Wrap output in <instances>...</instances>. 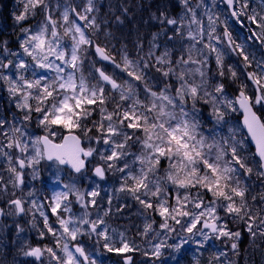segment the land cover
<instances>
[{
	"label": "snow or ice",
	"instance_id": "snow-or-ice-1",
	"mask_svg": "<svg viewBox=\"0 0 264 264\" xmlns=\"http://www.w3.org/2000/svg\"><path fill=\"white\" fill-rule=\"evenodd\" d=\"M9 15L0 264H264V0Z\"/></svg>",
	"mask_w": 264,
	"mask_h": 264
},
{
	"label": "trees",
	"instance_id": "trees-1",
	"mask_svg": "<svg viewBox=\"0 0 264 264\" xmlns=\"http://www.w3.org/2000/svg\"><path fill=\"white\" fill-rule=\"evenodd\" d=\"M3 6H4V13L5 16L0 20L2 27L4 26L5 30H8L11 25L10 20V13L15 11L17 6V0H2ZM6 103V100L4 101ZM4 103V104H5ZM3 104V105H4ZM38 187L42 188L43 185H37ZM191 259V253H189V256H186L185 259L182 262V264H188V261Z\"/></svg>",
	"mask_w": 264,
	"mask_h": 264
},
{
	"label": "rangeland",
	"instance_id": "rangeland-1",
	"mask_svg": "<svg viewBox=\"0 0 264 264\" xmlns=\"http://www.w3.org/2000/svg\"><path fill=\"white\" fill-rule=\"evenodd\" d=\"M44 177L45 178H49L50 177V173H48V172H45L44 173ZM37 184H40V182H37ZM53 187V185L51 184V183H49L48 185H47V192H45V194H50V191H51V188ZM41 190L42 191H44V187H42L41 188ZM104 193L102 192V195H103ZM188 256H189V254H188ZM181 264H182V262H181Z\"/></svg>",
	"mask_w": 264,
	"mask_h": 264
},
{
	"label": "flooded vegetation",
	"instance_id": "flooded-vegetation-1",
	"mask_svg": "<svg viewBox=\"0 0 264 264\" xmlns=\"http://www.w3.org/2000/svg\"><path fill=\"white\" fill-rule=\"evenodd\" d=\"M4 10H3V7H2V4L0 2V18L4 17Z\"/></svg>",
	"mask_w": 264,
	"mask_h": 264
}]
</instances>
